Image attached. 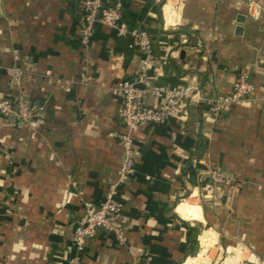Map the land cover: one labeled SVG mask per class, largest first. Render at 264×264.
Instances as JSON below:
<instances>
[{
	"label": "crops",
	"instance_id": "0c3cea01",
	"mask_svg": "<svg viewBox=\"0 0 264 264\" xmlns=\"http://www.w3.org/2000/svg\"><path fill=\"white\" fill-rule=\"evenodd\" d=\"M107 1L126 30L97 22L84 45L78 0H0V96L16 93L15 62L38 107L27 122L0 115V264H264V0ZM131 29L150 38L149 87L215 96L245 73L253 90L217 115L183 100L141 123L121 237L98 228L77 251L84 202L103 198L122 155L112 85L140 64ZM210 168L230 180L211 182Z\"/></svg>",
	"mask_w": 264,
	"mask_h": 264
},
{
	"label": "built area",
	"instance_id": "2783aa9c",
	"mask_svg": "<svg viewBox=\"0 0 264 264\" xmlns=\"http://www.w3.org/2000/svg\"><path fill=\"white\" fill-rule=\"evenodd\" d=\"M81 12L79 36L82 44L86 45L92 36L95 23H102L116 29L118 33L126 30L121 20L118 2L107 0H78ZM132 45L142 52L137 70L128 78H122L113 83L112 88L120 95L118 119L122 125L117 133L122 155L116 168L114 178L110 179L104 191L103 198L98 202L85 201L82 212L74 226L72 239L77 251L83 250L86 241L94 235L98 228L112 231L119 239L121 237L120 212L123 205L119 197V186L126 182L134 172L136 138L134 132L141 123H161L173 115L181 101H204L207 110L217 115L227 110L232 104L242 102L253 90V83L245 73H239L232 82L231 89L220 95L202 96L197 86L147 85L146 65L153 59L150 38L140 29H131ZM80 72L84 78L86 69ZM9 81L15 86L13 95L0 96V115L22 121H29L38 108L24 98L21 90L22 69L15 63L5 66ZM147 94L160 95L157 104L146 100ZM211 182L230 180V176L217 168L208 170Z\"/></svg>",
	"mask_w": 264,
	"mask_h": 264
}]
</instances>
